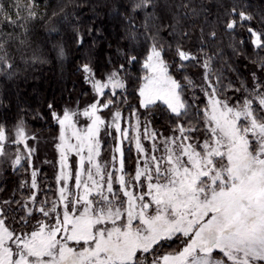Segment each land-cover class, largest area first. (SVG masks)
Masks as SVG:
<instances>
[{
	"label": "snow or ice",
	"instance_id": "snow-or-ice-1",
	"mask_svg": "<svg viewBox=\"0 0 264 264\" xmlns=\"http://www.w3.org/2000/svg\"><path fill=\"white\" fill-rule=\"evenodd\" d=\"M147 3L150 0H144ZM34 15L30 12V16ZM240 18L251 19L243 13ZM9 22L15 23L10 18ZM235 24L232 21L227 28L232 29ZM249 32L255 37L257 48L264 46L261 34L251 29ZM3 47L0 43V49ZM162 52L154 44L143 64L148 74L139 88L140 106L147 108L161 101L181 121L188 117L191 105L182 98V85L169 74ZM60 54L63 55L62 50ZM177 55L181 61L194 59L180 48ZM6 56L7 53L0 55V63L10 69ZM83 70L91 73L87 65ZM116 75H110L106 84L95 81L96 92L103 94L108 84L114 89L123 88ZM209 87L210 108L203 110L202 128L196 124L185 127L191 118L177 123L174 132L179 136L165 138L163 156H149L139 134L133 137L137 152L146 159L143 169L135 172L134 181L138 183L131 187H144V176L147 192L135 195L128 190L122 174L117 182L126 200L114 192V172L94 161L99 156L100 126L105 123L97 115V103L83 112L91 119L83 134L72 123L74 113L65 111L62 117L53 113L61 129L58 147L62 168L67 167V153L75 151L80 157V171L74 176L78 191L62 185V212L55 202L49 208L44 206L47 201L43 202L38 211L46 219H38L22 235L7 226L0 212V264H264V92L260 91L264 85H254L250 96L239 106L222 101L216 88L211 84ZM111 103L108 101L103 107ZM120 120L121 113L116 111L112 125L122 141L128 140L129 130L121 128ZM68 127L73 129L75 144L65 138ZM201 130L203 139L197 140L194 134ZM136 131L139 133V121ZM144 135L153 141L152 151H157V133L145 127ZM16 137L14 143L24 142V131L19 126ZM5 141V130L0 128V154ZM85 150L87 156L83 155ZM116 152L120 153L123 173L124 152L120 147ZM85 160L90 165L86 170ZM21 161L18 155L14 164L20 166ZM31 176V188L36 189L35 170ZM72 178L71 172H62L58 180L66 182ZM145 196L150 199L146 201ZM29 200L36 203L35 196ZM33 216L29 210L23 221L25 226ZM173 239L181 241L182 250L162 254L163 242Z\"/></svg>",
	"mask_w": 264,
	"mask_h": 264
},
{
	"label": "trees",
	"instance_id": "trees-1",
	"mask_svg": "<svg viewBox=\"0 0 264 264\" xmlns=\"http://www.w3.org/2000/svg\"><path fill=\"white\" fill-rule=\"evenodd\" d=\"M0 5L4 45L0 55L7 53L12 65L8 69L0 63V128L10 135L23 125L43 150L52 145L58 131L53 113L75 108L79 114L87 103L96 101L85 82L84 65L98 78L108 73L122 76L124 87L101 98L112 101L109 112L134 110L151 117L163 133L189 118V126L202 128L207 90L201 79L207 68L208 79L231 104H241L257 83L264 85V46L257 48L249 32L261 34L264 44V0H150L147 4L144 0H0ZM241 13L251 19L241 20ZM232 21L235 27L227 28ZM154 44L163 49L169 73L182 85L184 100L191 105L181 121L166 106H140L143 64ZM177 48L194 59L181 61ZM36 84L44 89L38 99L31 92ZM168 123L171 126L166 127ZM6 167L0 176V206L6 212L3 217L11 225L18 223L19 231L25 226L29 197H36L35 214L55 188V176L46 166L36 169L33 189L28 162Z\"/></svg>",
	"mask_w": 264,
	"mask_h": 264
},
{
	"label": "rangeland",
	"instance_id": "rangeland-1",
	"mask_svg": "<svg viewBox=\"0 0 264 264\" xmlns=\"http://www.w3.org/2000/svg\"><path fill=\"white\" fill-rule=\"evenodd\" d=\"M1 13H3V12H0V15H1ZM146 59H147V57H146ZM112 74L113 73H108L104 77L98 78V77L94 76V73H93L92 70H91L90 74L84 72L85 82H86L87 86L91 89V92L95 96V98H96L95 100L96 101H94V99H93L92 102L87 103L86 107L83 110H81L79 112V114H77L73 110L75 108H73V109L68 108L66 111L75 114V115H73L72 123H74L75 129L77 131H79L81 134H83L86 131L87 126L91 124V119H89L88 117H85L83 115V112L86 109H89L90 105H92L93 103H97V106H98V109H99L98 112H97V115H99L104 120L105 123L100 126V133H99V136H98V140L100 141L99 156L98 157H94V161L97 162V163H100L102 165V167H104V169L106 171L114 172V177H113L114 192L121 199L126 200L127 198L123 197V191L121 190V186L117 182L119 176L122 175V174L124 175L125 181L129 185L128 190L133 191L135 195H140L142 193L147 192V187H146L147 180H146V178L144 176L141 177V182H143L144 187H139V186H137L135 188L131 187L133 184H137L138 183V182L134 181V175H135V172H136L137 168H140L141 170L143 169L144 162H145V159H146L144 154H141V153L137 152V150L135 148V140L133 139V137H135L137 134H139L140 139H141V143H142L143 147L145 148L146 152L148 153V155L149 156L155 155L157 157H160V156L164 155L163 143H164L165 138L173 137V136H177L178 137L179 133L178 132H174V129L176 128L177 125L169 127L168 130L163 133V131H160V129H159L160 127L158 125H156V123L153 124L151 117L146 116V115L143 116V115H141V113H138V112H136L134 110L132 112H130V113H122L121 111H119L121 113V120L119 121V123L121 125V128L122 129H128L129 130V137H130L128 140H123L122 141L121 137H120V134L115 131V127H114V125H112L113 115L118 110L109 112L108 109H107L108 107L107 108L103 107V105L108 103L109 100L107 99V100L101 101V98L103 97L105 92L114 93V92H116V91H118V90H120L122 88H115L114 89L111 84H108V87L103 89V94H100V93H97L95 88L93 87V83L95 81H99L101 84L108 83V78ZM147 74H148L147 70L144 68V72L141 75L142 82H141L140 87L144 83L143 77L145 75H147ZM208 75H209V68H207V70H206V77L201 79V85H202V87L204 89L207 90L206 91L207 107L210 108L209 101H210V94H211L212 89L209 87V84H211L212 86H214V85L210 81V79H208ZM65 76L66 75H64V77L62 78L63 80H65ZM116 78L123 82L122 76H120L119 74L116 75ZM214 87L218 88L216 86H214ZM43 91H44V89L40 88L38 86V84L34 85V87L31 88V92H33L36 95L37 99L42 97V96H44L43 95L44 94ZM219 91L220 90L217 89V96H218L219 99H221L222 101H227L229 103V105H237V106H239L238 103H236V104L232 103L231 104L229 99L224 100L223 99L224 95L221 94L222 91H220V92ZM260 91L264 92V88H263V90L261 89ZM181 95H182V98L184 99V96H183L182 93H181ZM161 105L166 106L161 101H157L156 104L150 105L147 108H150L152 106L160 107ZM254 107H255V104H254ZM142 108H145V107H142ZM168 111L171 112L169 109H168ZM64 112H62L59 115H57V114L56 115L59 116V117H62ZM137 121H139V133H137V131H136ZM56 122L58 123L57 119H56ZM188 124H190V122L186 123L185 127H189ZM165 126L167 127V126H171V125L168 123V124H165ZM19 127H21L23 129V131H24V142H22V143H14V142H12V141H14L17 138L16 137V131H17L18 127H15V129L13 130V132L10 135H8L5 132L6 141L3 143V154H0V176L5 171V168H7L6 165H10V164L13 165L14 164V161H15V159H16V157L18 155L20 157H22L21 164L23 162H28L31 165V167H32V171L33 170L36 171V169H40L43 166L48 167L50 172L55 176L56 184H55V188L53 190H49L48 193L50 194V196H45L44 197L43 202L47 201V203L44 204V206L46 208H49V207H51V204L53 202H55L58 205V211L62 212V205L60 204V200H59V195H60L59 194V189H60V187L62 185H65L72 192H77L78 191L75 188L74 176H75L76 172L80 171V165H79L80 157H79V155H77L75 151L67 153V156H68V159L66 161L67 167H63L62 168L61 159H60V148L58 147V145L61 144V141H60V131H61V129H60L59 123H58V131L56 133V136L52 137V139L50 140V144L52 143V145H49V144L45 145L43 143L45 145V147L48 146V148H47L48 150L40 149L39 146H38L39 140L37 138H34L33 133L30 132L27 128H24L23 125L22 126L20 125ZM145 127L148 128L149 132L157 133V137H156V140H155V146H156V148L158 150L155 151V152L152 151V149H153V141L151 139H146L145 138V135H144ZM72 131H73V129L71 127L66 128L65 138H66L68 143L75 144L76 143V139H75V137L72 136ZM194 135H195L197 140H202L203 139V130H201V132L195 133ZM188 142L192 143L193 141H188ZM117 147L122 148V150L124 152L123 173H121V171H120V153L116 152V148ZM29 149L32 150L31 154H29ZM40 150H41V155H42L41 159L42 160L38 161V160H40V156H41V155H39V151ZM83 155L87 156V150H85ZM113 157H115L116 159L113 160ZM185 159H186V157H185ZM15 166L16 165L14 164V167ZM84 167H85V170L88 167H90V165L88 164L87 160H85V166ZM37 171H36V173H37ZM62 172H65V173L71 172L73 174V178L68 180V181H66V182L65 181H59L58 177L61 176ZM149 199L150 198L148 196H145V200L146 201L149 200ZM26 206H27V208H25L26 212H28L29 210L33 211L32 208H33L34 204L30 203V205H28V202H27ZM38 208L39 207H37L34 216L31 218L30 223L27 226L20 227L19 231H16L17 228L15 226V224H18V223H15L14 221H12V225H11L10 223L7 222V219H6L5 216L3 218H5L6 224H7V226L9 228L14 229L17 234L22 235L23 232L30 231L31 228L34 225H36L38 219H46L38 211ZM0 212H2V213L5 212V211L4 212L2 211L1 206H0ZM183 246L184 245H182L181 241L177 240V239H173V240H170V241H165L161 245L162 254L177 253L180 250H182Z\"/></svg>",
	"mask_w": 264,
	"mask_h": 264
}]
</instances>
